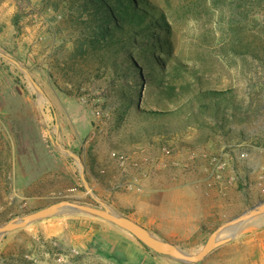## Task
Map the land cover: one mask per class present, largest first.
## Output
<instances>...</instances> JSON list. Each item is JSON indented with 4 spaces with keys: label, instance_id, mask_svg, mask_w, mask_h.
<instances>
[{
    "label": "rangeland",
    "instance_id": "1",
    "mask_svg": "<svg viewBox=\"0 0 264 264\" xmlns=\"http://www.w3.org/2000/svg\"><path fill=\"white\" fill-rule=\"evenodd\" d=\"M144 1L158 9L152 56L164 63L162 79L177 87L189 82L193 92L231 91L238 107L202 111L207 98L185 106L189 92L170 102L162 86L128 77L111 87L92 77L78 93L53 65L73 49L79 11L69 10V0H0V224L63 199L103 202L194 254L217 226L264 200V62L229 50L237 38L264 39V0ZM157 110L169 113L144 114ZM57 141L80 157L93 195ZM114 151L147 157L146 173L123 171ZM213 157L225 162L221 178L210 174ZM133 177L139 187L128 188ZM186 182L191 187L177 197L164 191ZM263 216L232 239L256 231ZM49 221L63 222L64 236L48 235ZM121 229L83 212L43 218L0 239V264H184ZM222 245L195 264H250L243 245Z\"/></svg>",
    "mask_w": 264,
    "mask_h": 264
},
{
    "label": "trees",
    "instance_id": "2",
    "mask_svg": "<svg viewBox=\"0 0 264 264\" xmlns=\"http://www.w3.org/2000/svg\"><path fill=\"white\" fill-rule=\"evenodd\" d=\"M262 1L257 0V3ZM69 10H77L80 13L81 19L76 25L79 31L78 36L72 51L61 61H57L53 67L64 79V83L72 84L78 93H82L81 88L91 82L92 77L101 78L107 87L114 85L116 78L128 77L139 80L140 83L151 84L153 81L162 86L160 92L164 95V99L170 102L179 94L178 92H189L185 106H191L195 99L207 98L209 102L204 101L199 105L202 111L208 109L216 111L220 109L219 106L238 107L229 99L232 96L231 91L197 89L193 92L189 82L177 87L162 79L164 63L152 56L155 52L153 30L160 26L159 19L156 17L158 9L146 1L69 0ZM229 50L234 55L264 62V39L258 35H251L246 41L235 39ZM175 69L183 70L186 67L175 65L173 70ZM49 76L54 85L61 90L55 75L50 72ZM65 92L69 93L68 90ZM135 92L134 89L133 94ZM138 96H140L139 89ZM131 100L132 97L127 103L129 104ZM224 111L222 109L223 113ZM168 113V111L157 110L146 111L144 114L148 117H156Z\"/></svg>",
    "mask_w": 264,
    "mask_h": 264
},
{
    "label": "water",
    "instance_id": "3",
    "mask_svg": "<svg viewBox=\"0 0 264 264\" xmlns=\"http://www.w3.org/2000/svg\"><path fill=\"white\" fill-rule=\"evenodd\" d=\"M21 69L24 70L23 67H21ZM31 81L35 84L33 79H31ZM55 143L60 149H62L65 155L73 157L80 165L81 180L86 190L93 195V192L88 186L80 157L73 152L64 149L58 143V141ZM77 212L92 214L108 222H111L112 224L131 233L142 244L159 255L170 257L184 264H195L202 261L215 248L232 239L245 222L256 216L264 214V200L252 206L249 210L244 211L233 218L225 220L223 223L217 226L208 236L203 247L194 254L185 251L172 242L159 238L155 234L151 233L145 226L141 225L132 218L123 216L122 214L110 209L103 202H100V206H96L67 199L59 200L48 206L39 208L22 216L12 218L3 224H0V238H2L8 232L24 228L37 220L54 215L73 214ZM232 227H234V229L227 233L226 237L221 238V236Z\"/></svg>",
    "mask_w": 264,
    "mask_h": 264
},
{
    "label": "crops",
    "instance_id": "4",
    "mask_svg": "<svg viewBox=\"0 0 264 264\" xmlns=\"http://www.w3.org/2000/svg\"><path fill=\"white\" fill-rule=\"evenodd\" d=\"M134 173L132 170L130 171ZM191 182H186L184 184H173V185H167L164 191H171V193L174 195V197L178 196V192H181L183 190L181 189H189L191 187ZM183 187V188H181ZM264 218V216H263ZM263 222L257 226V230L248 233L246 229L242 231V233H246L244 236V239H241V237H235L234 239H231V241H227L222 246L225 250H235V248L243 247L246 248V252L250 255V264H264V219H262ZM151 222V220H149ZM56 221H49L45 223V228L47 229L48 235L51 234H60L64 236L65 234V225L64 223H59ZM51 225V226H50ZM146 227V226H145ZM262 227V228H261ZM120 228V227H119ZM147 228V227H146ZM148 229V228H147ZM19 230V229H17ZM122 230V229H121ZM15 231V230H14ZM12 232V231H11ZM248 233V234H247ZM240 238V239H239ZM1 239V238H0ZM237 240V241H235Z\"/></svg>",
    "mask_w": 264,
    "mask_h": 264
},
{
    "label": "built area",
    "instance_id": "5",
    "mask_svg": "<svg viewBox=\"0 0 264 264\" xmlns=\"http://www.w3.org/2000/svg\"><path fill=\"white\" fill-rule=\"evenodd\" d=\"M163 151L166 155H170V150L164 148ZM112 158L117 162L118 166L123 170L126 171L128 167L133 169L135 171V174H145L146 171L144 169V166L148 164L147 157H143L141 159H135L132 155H127L125 153L120 152H112L111 153ZM195 156V153H192V158ZM174 166H179L178 162L172 163ZM187 164H184L183 167L185 168ZM225 168V162L221 158L213 157L210 162V174L214 178H221L222 172ZM138 178L133 177L132 180L126 181L125 184L128 188H137L139 187ZM25 258H30L29 255H25Z\"/></svg>",
    "mask_w": 264,
    "mask_h": 264
}]
</instances>
